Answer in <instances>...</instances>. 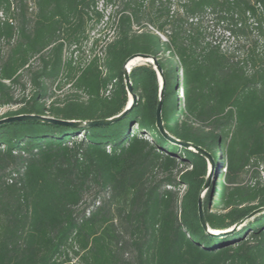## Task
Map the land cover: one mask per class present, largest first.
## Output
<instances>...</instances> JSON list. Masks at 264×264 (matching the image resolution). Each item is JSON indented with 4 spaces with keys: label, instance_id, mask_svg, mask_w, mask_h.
Listing matches in <instances>:
<instances>
[{
    "label": "trees",
    "instance_id": "trees-1",
    "mask_svg": "<svg viewBox=\"0 0 264 264\" xmlns=\"http://www.w3.org/2000/svg\"><path fill=\"white\" fill-rule=\"evenodd\" d=\"M138 54L162 71L165 131L216 183L201 197L207 162L158 131L156 73L135 66L110 124H0V264H264V212L224 236L198 216L224 230L264 208V0H0V120L117 116Z\"/></svg>",
    "mask_w": 264,
    "mask_h": 264
},
{
    "label": "water",
    "instance_id": "water-1",
    "mask_svg": "<svg viewBox=\"0 0 264 264\" xmlns=\"http://www.w3.org/2000/svg\"><path fill=\"white\" fill-rule=\"evenodd\" d=\"M138 59L141 61L140 65H145L146 63L150 64L153 68V70L156 73L157 79H158V84H159V90H158V100H157V106H156V128L158 131L167 139H170L172 142L176 143L177 145H181L182 148L188 149L193 151L194 153H197L201 157L205 159L207 162L209 168L211 169L213 167V159L209 153L204 151L203 149L194 146L191 143L187 142H181V141H176L175 139L171 138L167 132L165 131L163 127V122H162V117H161V109H162V104H163V93L165 89V81L163 79L162 71L157 63L156 58L148 56V55H133L130 58H128L125 63L123 64L122 67V74H123V79H124V84L126 88V92L129 95L128 101L123 109V111L118 114L117 116L108 118V119H103V120H97V121H89V122H80V121H62V120H55L52 118L48 117H41V116H34V115H19L15 117H10L6 118L3 120H0V124L3 123H8V122H18V121H27V120H36V121H45V122H52V123H58V124H64V125H69L72 127H88V126H100V125H107L110 124L120 118H122L136 103V96L132 93V88L130 84V79H129V73L132 69L130 62L132 60ZM206 187V182L203 184L200 194L204 191ZM264 208L257 209L256 211L252 212L242 220H240L238 223L234 224L233 226L224 229V230H210L204 215H203V210H202V204L201 200L198 201V216H199V222L201 227L204 229L205 232H207L210 235H215V236H224L228 235L231 232L237 230L239 227H241L243 224H245L248 220L252 219L254 216L263 213Z\"/></svg>",
    "mask_w": 264,
    "mask_h": 264
},
{
    "label": "rangeland",
    "instance_id": "rangeland-1",
    "mask_svg": "<svg viewBox=\"0 0 264 264\" xmlns=\"http://www.w3.org/2000/svg\"><path fill=\"white\" fill-rule=\"evenodd\" d=\"M179 3V0H172V4H173V8L176 7V4ZM205 27H210V24L209 23H205L204 24ZM208 39L209 40H213V41H217V42H221L222 44V47L225 49V50H228V51H231V52H236V54H239L241 52H238L236 49H238V45L235 44V42H233L231 39L227 38L226 35H223L221 30L219 31H214L212 30V28L210 30H208ZM93 35V34H92ZM112 34H110L111 36ZM105 40V41H104ZM104 43L107 42L108 38L107 36L104 37ZM104 43H100V45H98L97 47L95 48H92L91 50V47H90V44H87V48H85V53L83 54V57H86V59H89V58H93L95 56L97 57H101V53H102V46ZM240 50V49H238ZM92 51V52H91ZM31 65H34L36 66L38 63H37V60L34 59V60H31L30 62ZM141 63L135 65V66H138L140 65ZM134 66V67H135ZM133 68V67H132ZM22 75H23V81L26 82L28 81V77H27V73L25 72H22ZM158 80V79H157ZM159 85V84H158ZM30 90V86L28 84H26V87H25V91H22L20 89V87H16L15 89V95L16 97L21 95L23 92L24 93H27L28 91ZM178 96L180 97L181 99V90L179 91V94ZM128 98H129V95L127 94V101H128ZM7 109H10V108H1L0 109V114L3 113L4 111H6ZM215 173H216V170L214 167H212L211 169L209 168L208 164H207V170H206V175H205V181L204 183L206 182V187L204 189V191L201 193V197L203 196L204 193H207L208 190L210 189V186L213 185V183H216L215 182ZM250 181V177L249 175H246L244 177V184L246 183H249ZM183 190V187L180 188V192H182Z\"/></svg>",
    "mask_w": 264,
    "mask_h": 264
},
{
    "label": "bare ground",
    "instance_id": "bare-ground-1",
    "mask_svg": "<svg viewBox=\"0 0 264 264\" xmlns=\"http://www.w3.org/2000/svg\"><path fill=\"white\" fill-rule=\"evenodd\" d=\"M139 63H141V61H139L138 59H135V60H132V61L130 62V65H131V67H134L135 65H137V64H139Z\"/></svg>",
    "mask_w": 264,
    "mask_h": 264
},
{
    "label": "built area",
    "instance_id": "built-area-1",
    "mask_svg": "<svg viewBox=\"0 0 264 264\" xmlns=\"http://www.w3.org/2000/svg\"><path fill=\"white\" fill-rule=\"evenodd\" d=\"M108 40H109V39H108ZM108 40H107V41H108Z\"/></svg>",
    "mask_w": 264,
    "mask_h": 264
}]
</instances>
